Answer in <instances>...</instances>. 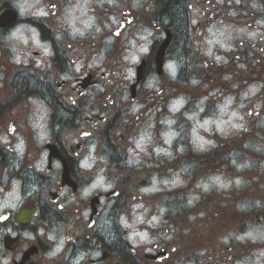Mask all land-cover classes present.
I'll use <instances>...</instances> for the list:
<instances>
[{
  "label": "flooded vegetation",
  "instance_id": "af4514ba",
  "mask_svg": "<svg viewBox=\"0 0 264 264\" xmlns=\"http://www.w3.org/2000/svg\"><path fill=\"white\" fill-rule=\"evenodd\" d=\"M169 5L0 0V264H264V0Z\"/></svg>",
  "mask_w": 264,
  "mask_h": 264
},
{
  "label": "clouds",
  "instance_id": "9594fccd",
  "mask_svg": "<svg viewBox=\"0 0 264 264\" xmlns=\"http://www.w3.org/2000/svg\"><path fill=\"white\" fill-rule=\"evenodd\" d=\"M38 14H39V15H43L44 13L41 12V13H38ZM90 23H91V20L86 21V22H85V28H87L88 25H89ZM30 31H31V33H32L30 39H31V42L33 43V45L36 46V47H38V48H42V49H44L45 54H49V53H48V45H47V44H40V43H38V41H37V32H36V30L31 29ZM11 37H12V38H15V39H19L22 43H25V44L28 42V41L25 39L23 33L20 31V29H16L15 31H13V32L11 33ZM145 49H146V48H143V49H141V51H142V52H146ZM146 50H147V49H146ZM13 52H15V49H13ZM14 60H15V62H19L20 58H19L18 56H16V57H14ZM175 107H179V102H177V104H176ZM174 110H175V109H174ZM224 111H225V109L222 108V109H221V113L223 114ZM233 115H235V113H233ZM208 123H209L208 121H205L204 125H201V127H205V129H206V126H207ZM220 127H221V124H217V128H220ZM138 146H139V145H138Z\"/></svg>",
  "mask_w": 264,
  "mask_h": 264
},
{
  "label": "trees",
  "instance_id": "16d2710c",
  "mask_svg": "<svg viewBox=\"0 0 264 264\" xmlns=\"http://www.w3.org/2000/svg\"><path fill=\"white\" fill-rule=\"evenodd\" d=\"M170 5L168 8V13L175 21H179L181 14H180V0H169Z\"/></svg>",
  "mask_w": 264,
  "mask_h": 264
},
{
  "label": "snow or ice",
  "instance_id": "6c2138e0",
  "mask_svg": "<svg viewBox=\"0 0 264 264\" xmlns=\"http://www.w3.org/2000/svg\"><path fill=\"white\" fill-rule=\"evenodd\" d=\"M145 51H147V50L145 49ZM168 68L172 70V73L174 75L175 74V69H174L173 65H171V64L168 65ZM50 239H51V237H50ZM57 251H59V249H57Z\"/></svg>",
  "mask_w": 264,
  "mask_h": 264
}]
</instances>
